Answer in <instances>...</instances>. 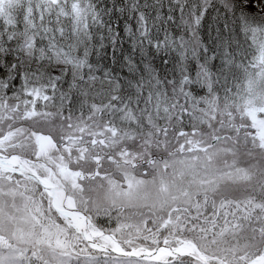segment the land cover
<instances>
[{"label":"snow or ice","instance_id":"snow-or-ice-1","mask_svg":"<svg viewBox=\"0 0 264 264\" xmlns=\"http://www.w3.org/2000/svg\"><path fill=\"white\" fill-rule=\"evenodd\" d=\"M0 264H264V0H0Z\"/></svg>","mask_w":264,"mask_h":264}]
</instances>
